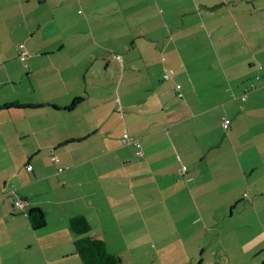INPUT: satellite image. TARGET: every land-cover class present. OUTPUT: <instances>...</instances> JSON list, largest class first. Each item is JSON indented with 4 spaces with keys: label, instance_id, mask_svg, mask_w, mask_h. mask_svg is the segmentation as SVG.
<instances>
[{
    "label": "crops",
    "instance_id": "0c3cea01",
    "mask_svg": "<svg viewBox=\"0 0 264 264\" xmlns=\"http://www.w3.org/2000/svg\"><path fill=\"white\" fill-rule=\"evenodd\" d=\"M76 215L123 264H264V0H0V264H82Z\"/></svg>",
    "mask_w": 264,
    "mask_h": 264
},
{
    "label": "trees",
    "instance_id": "16d2710c",
    "mask_svg": "<svg viewBox=\"0 0 264 264\" xmlns=\"http://www.w3.org/2000/svg\"><path fill=\"white\" fill-rule=\"evenodd\" d=\"M169 77V76H168ZM256 80L260 79V75L254 76ZM179 86V88H177ZM255 87V84H250ZM249 87L246 88V91L249 90ZM253 87V88H254ZM251 88V89H253ZM180 85H176V93L177 96L181 97L182 94L179 91ZM82 101L81 97H76L74 100L70 102V104L65 108L66 110L73 109L79 101ZM43 103L35 104V103H20L19 101H12L7 104H3L2 107L7 108H20V109H28V108H38L41 107ZM55 107V106H53ZM230 120V119H229ZM68 141L69 142H72ZM65 168V167H64ZM28 170V169H27ZM29 217V222L32 224V227L36 228L42 224L41 213L37 210H30L27 213ZM69 226L72 231L76 232L81 237L74 241L75 252L80 258L82 264H122L121 258L118 255L109 253L106 248L104 241L91 237L89 235L90 225L87 222V219L84 216H73L69 221Z\"/></svg>",
    "mask_w": 264,
    "mask_h": 264
},
{
    "label": "built area",
    "instance_id": "2783aa9c",
    "mask_svg": "<svg viewBox=\"0 0 264 264\" xmlns=\"http://www.w3.org/2000/svg\"><path fill=\"white\" fill-rule=\"evenodd\" d=\"M29 54H30V52H29L27 49H25V47H24L22 44H20V45H19V53H18V57H19L22 61H25V60H27V58L29 57ZM113 58L116 59V60L121 61V56H120L119 54L114 55ZM165 77H168V75H165ZM253 87H254V86H251V88H253ZM177 88H179V86H177ZM245 97H246L245 94H243V95L241 96L242 99H244ZM228 123H229V119H224V120H223V127H224V128H227ZM122 141L124 142V144H128V145L130 144V145H133L134 148L136 149V154L139 155V156L142 155V152H141L142 145H141L139 139L134 138V137H132V136H130V135L124 133L123 136H122ZM52 159H53V161H57V160H58L57 157H53ZM26 169L30 170V169H31V166H30V165H27V166H26ZM64 169H67V167H65V168H63V167H59V170H60V171H61V170H64ZM182 171H183L184 173H185V171H186V168L184 167V165L182 166ZM23 204H24L23 200H21V199H19V198L16 199V201H15V206H16L18 209H23Z\"/></svg>",
    "mask_w": 264,
    "mask_h": 264
},
{
    "label": "rangeland",
    "instance_id": "374dc122",
    "mask_svg": "<svg viewBox=\"0 0 264 264\" xmlns=\"http://www.w3.org/2000/svg\"><path fill=\"white\" fill-rule=\"evenodd\" d=\"M104 12H102V15H101V18H100V22L102 21V28H104L106 31H107V29H108V26H109V23H110V19H109V21H108V23L106 24V25H104L103 26V24L105 23V21H107L108 20V18H109V15H107V14H103ZM119 25V24H118ZM26 49V48H25ZM246 235H249V233H245ZM252 235V234H251ZM249 237H247V238H244V239H241V241L243 242V240H245V239H248ZM124 263V261H122V264ZM136 263V261L135 260H130L128 263H126V264H135ZM146 264H163L162 262H160V261H149V262H147Z\"/></svg>",
    "mask_w": 264,
    "mask_h": 264
}]
</instances>
